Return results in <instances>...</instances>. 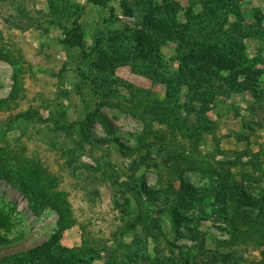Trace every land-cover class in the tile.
<instances>
[{
	"label": "rangeland",
	"instance_id": "1",
	"mask_svg": "<svg viewBox=\"0 0 264 264\" xmlns=\"http://www.w3.org/2000/svg\"><path fill=\"white\" fill-rule=\"evenodd\" d=\"M256 90L264 0H0V264H264Z\"/></svg>",
	"mask_w": 264,
	"mask_h": 264
},
{
	"label": "trees",
	"instance_id": "2",
	"mask_svg": "<svg viewBox=\"0 0 264 264\" xmlns=\"http://www.w3.org/2000/svg\"><path fill=\"white\" fill-rule=\"evenodd\" d=\"M72 23L73 24H72V28L70 30V35L72 36V38L74 40L75 46H77L78 49L83 51L84 41H83L82 34L78 30V22H77V20H74ZM191 57H193V54H187V55L182 56L181 59L184 60V59H188ZM215 63L217 64V66H222L221 63L216 61V60H215ZM228 69H230V71H232L231 72L232 75H242V76L246 77V79L254 81V82H252V86H254V87L257 86L258 83L256 80H254L255 79L254 75L259 74L260 70H250L248 68H239L236 70H232L231 68H228ZM256 91H257L256 93L253 92L254 93L253 98L257 104L261 105L262 101L264 100V92H261L262 90H256ZM94 117H96V111L92 110L91 112H89L86 115V117L82 121L78 122V127H79L80 131H82L83 135L85 136V138L87 140L93 141L95 144H97L98 140L91 138V136L87 132H85L86 124L88 122H90L91 120H93ZM108 165L110 166V162L108 163ZM109 171H110V181L114 187H116L117 189H120L121 186H124V188H126L128 191L132 192L133 199H134L135 204L138 208V216L135 218V220L130 225H135V223L139 222L140 216L142 214L152 215L153 210L148 208L145 205L144 199H143L142 194H141L140 187L137 184V182L128 181V180H120L119 181V175L115 172V170L111 166H110ZM34 198H35V196H34ZM262 198L264 201V197H262ZM262 205H264V203H262ZM152 220L157 224H160V221H161V219L158 216H153ZM127 227L128 226L123 227L118 232L119 233L124 232L127 229ZM57 239H58V233H53L50 235L48 240H46V241L42 242L41 244L33 247L32 249H30L28 251V253L32 256H37V255L40 256L42 254L49 253L51 246L56 244ZM70 257L74 258L76 256H75V254H67L66 249H61L59 254L57 255V257L55 258V262L56 263H60V262L67 263L68 259ZM184 263L186 264L187 262H184Z\"/></svg>",
	"mask_w": 264,
	"mask_h": 264
}]
</instances>
